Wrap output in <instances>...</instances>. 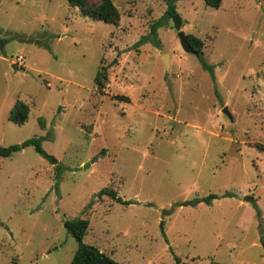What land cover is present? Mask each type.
I'll use <instances>...</instances> for the list:
<instances>
[{"label":"rangeland","instance_id":"rangeland-1","mask_svg":"<svg viewBox=\"0 0 264 264\" xmlns=\"http://www.w3.org/2000/svg\"><path fill=\"white\" fill-rule=\"evenodd\" d=\"M112 3L116 25L66 0H0V146L48 135L61 166L56 179L31 145L0 157V264H69L62 223L77 217L82 243L117 264H264V0L175 1L211 73L161 18L164 0Z\"/></svg>","mask_w":264,"mask_h":264},{"label":"trees","instance_id":"trees-1","mask_svg":"<svg viewBox=\"0 0 264 264\" xmlns=\"http://www.w3.org/2000/svg\"><path fill=\"white\" fill-rule=\"evenodd\" d=\"M66 1L69 6L76 7L81 15L88 17L90 19L101 20L114 25H116L119 21V12L116 9V7L113 5L112 0H66ZM175 1L176 0H164L166 7L161 18L165 19L166 22L176 12ZM203 2L206 6H209L211 8H218L219 5L221 4V0H203ZM157 25H158L157 21L152 23L148 34L143 38H140L138 41H136L133 46L137 47L140 44V42L144 40V38H149L151 34H154ZM186 39L188 44L192 47V49L198 52V57L200 59L201 67L204 70H207L211 73L212 67L210 65L205 64L201 60L202 46H203L202 40L192 34H186ZM4 43L5 40L3 38H0V51ZM152 43L155 47L159 45V42L157 40H155L154 42L152 41ZM106 76L107 73L104 66H101L96 69L93 81L98 91H102V87L104 85V80L106 79ZM114 98L120 100H128L126 99V97H121V96H115ZM27 113H28L27 105L20 100H16L10 108L7 118L14 124L19 125L26 120ZM47 137L48 135H46L45 137H31L29 139L23 140L20 143L10 144L7 146H0V157H7L12 152L18 151L28 145H31L40 156H42L44 159H46L50 164L54 166V169L56 170L55 178L57 179L61 171V166L60 164L57 163L55 157L46 153L41 147V142L43 138H47ZM102 194L108 195L116 202L122 204L128 203V201L122 200L114 190L108 188H102L95 195L101 196ZM227 194L228 193H224L223 195H227ZM215 197H217V195L209 194L205 198V202ZM62 224L64 229L76 241V246L72 252V256L69 264H117V262L114 261L110 256H108L103 251H100L95 246L82 243L81 239L85 234L88 226L87 219L78 218V217L73 219H65ZM10 264H15V261L12 260ZM208 264H225V263L210 261Z\"/></svg>","mask_w":264,"mask_h":264},{"label":"water","instance_id":"water-1","mask_svg":"<svg viewBox=\"0 0 264 264\" xmlns=\"http://www.w3.org/2000/svg\"><path fill=\"white\" fill-rule=\"evenodd\" d=\"M180 26H181V19L179 17V15L175 12L171 18H170V21L168 22V27L170 29H173L175 30L176 32V37L179 41V44H180V47L181 49L186 52V53H190V54H193L195 55L196 57H198V52L194 51L192 49V47L188 44L187 42V39H186V34L180 29ZM161 59L164 63V65L167 66V54L166 53H163L161 55ZM223 113H225L228 118L231 120V116L230 114L228 113L226 107H223L222 110H221ZM88 165V163H85L83 165V167H86Z\"/></svg>","mask_w":264,"mask_h":264},{"label":"built area","instance_id":"built-area-1","mask_svg":"<svg viewBox=\"0 0 264 264\" xmlns=\"http://www.w3.org/2000/svg\"><path fill=\"white\" fill-rule=\"evenodd\" d=\"M15 63H16V64H19V65H22V57L17 56V57L15 58Z\"/></svg>","mask_w":264,"mask_h":264}]
</instances>
